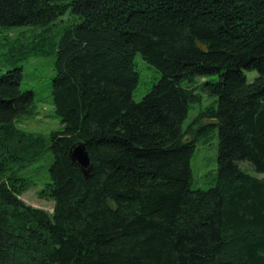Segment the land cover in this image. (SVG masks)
<instances>
[{"label": "trees", "instance_id": "16d2710c", "mask_svg": "<svg viewBox=\"0 0 264 264\" xmlns=\"http://www.w3.org/2000/svg\"><path fill=\"white\" fill-rule=\"evenodd\" d=\"M67 11L56 43L30 49L55 54L60 131L19 128L34 93L20 67L0 73V264H264V0H0V25L47 27ZM136 53L161 73L139 101ZM199 87L216 96L204 112L218 138L206 189L190 186L196 141L182 131ZM75 143L89 178L71 163ZM45 151L38 195L52 211L20 198L22 168Z\"/></svg>", "mask_w": 264, "mask_h": 264}, {"label": "rangeland", "instance_id": "374dc122", "mask_svg": "<svg viewBox=\"0 0 264 264\" xmlns=\"http://www.w3.org/2000/svg\"><path fill=\"white\" fill-rule=\"evenodd\" d=\"M74 15L69 11L47 27L36 25L8 26L0 25V73L11 68L20 67L23 77L21 90H32L34 93V110L31 115L18 118L16 125L26 131L41 134L48 138L52 132L60 131L62 123L55 114L51 103V81L55 74V54L47 52L36 55L31 51L32 42L43 40L56 43L64 25L73 21ZM43 43V42H42ZM48 51V48L46 47ZM134 65L139 73V80L133 90L132 99L139 101L157 82L161 76L159 70L147 63L139 53L134 56ZM248 81L255 76V71H244ZM217 75L197 78L193 83L184 80L182 85L199 86L204 80H216ZM200 99L189 104L187 116L182 123V131L186 139L195 135L196 146L190 160L192 189H206L214 184L217 175V127L216 120L204 115L205 109L215 106L216 96L203 93L200 87L196 90ZM52 160L51 153L45 151L29 166L22 168L20 175L26 178L28 189L20 196L27 204L52 211L53 202L39 197L38 191L49 180L48 167ZM243 169L249 170L245 162H241ZM253 175L255 171L249 170ZM259 176H262L259 175Z\"/></svg>", "mask_w": 264, "mask_h": 264}, {"label": "water", "instance_id": "95a60500", "mask_svg": "<svg viewBox=\"0 0 264 264\" xmlns=\"http://www.w3.org/2000/svg\"><path fill=\"white\" fill-rule=\"evenodd\" d=\"M71 163L77 166L84 178L92 176L93 165L84 143H75L69 149Z\"/></svg>", "mask_w": 264, "mask_h": 264}]
</instances>
